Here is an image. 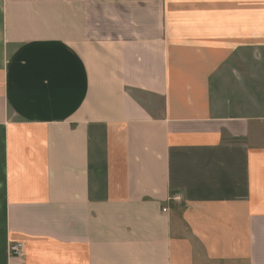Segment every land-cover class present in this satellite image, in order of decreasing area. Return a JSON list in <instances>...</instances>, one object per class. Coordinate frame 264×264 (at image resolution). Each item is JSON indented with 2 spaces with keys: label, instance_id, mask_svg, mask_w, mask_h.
<instances>
[{
  "label": "crops",
  "instance_id": "1",
  "mask_svg": "<svg viewBox=\"0 0 264 264\" xmlns=\"http://www.w3.org/2000/svg\"><path fill=\"white\" fill-rule=\"evenodd\" d=\"M0 264H264V0H0Z\"/></svg>",
  "mask_w": 264,
  "mask_h": 264
},
{
  "label": "built area",
  "instance_id": "2",
  "mask_svg": "<svg viewBox=\"0 0 264 264\" xmlns=\"http://www.w3.org/2000/svg\"><path fill=\"white\" fill-rule=\"evenodd\" d=\"M166 210H164V211H166ZM23 247L24 246L21 243H12L10 245V255L12 257H22L23 256Z\"/></svg>",
  "mask_w": 264,
  "mask_h": 264
}]
</instances>
